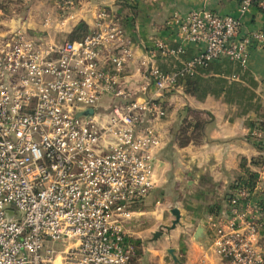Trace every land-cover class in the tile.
<instances>
[{
    "label": "built area",
    "instance_id": "1",
    "mask_svg": "<svg viewBox=\"0 0 264 264\" xmlns=\"http://www.w3.org/2000/svg\"><path fill=\"white\" fill-rule=\"evenodd\" d=\"M86 3L66 1L63 14L45 16L35 33L0 6V264H132L126 225L155 187L165 94L199 66L224 58L246 66L252 45H264L263 33H242L240 18L177 12L181 46L205 50L179 71H163L156 54L175 56L182 47L158 41L138 57L120 13ZM254 6L264 11V0H242L241 14ZM89 18L92 28L70 40ZM88 109L91 116L76 118ZM257 189L233 184L229 213L211 222L207 254L195 264H207L208 253L264 264Z\"/></svg>",
    "mask_w": 264,
    "mask_h": 264
},
{
    "label": "crops",
    "instance_id": "2",
    "mask_svg": "<svg viewBox=\"0 0 264 264\" xmlns=\"http://www.w3.org/2000/svg\"><path fill=\"white\" fill-rule=\"evenodd\" d=\"M76 1L88 2V6L107 3L118 11L137 45L138 57L153 50L158 41L175 49L182 47L173 24L177 12L210 9L240 18L244 35L264 34V11L254 6L241 14V0H136L133 11L120 5L121 0ZM90 20L82 21L84 33L92 28ZM22 21L29 24L26 17L15 19ZM28 28L31 33L43 30ZM182 49L170 57L156 54L154 66L179 71L187 60L203 53L205 45L188 43ZM141 77L135 74V79ZM186 79L181 88L165 94L167 115L155 125L163 133V143L153 153L155 187L135 207L126 225L127 238L136 247L132 264H195L201 260L207 245L195 241L194 234L200 225L208 234L212 221L228 215L232 186L245 174V165L257 175L259 190L254 200L262 207L264 225V150L259 148H264V45H252L246 66L228 58L199 66L190 78L195 87L192 92L185 87ZM187 123L202 127L197 138L188 135L191 138L183 144L180 135ZM189 129L193 132L195 127ZM260 243L264 248V227ZM169 248L177 250L180 263L167 253ZM207 264L230 263L208 253Z\"/></svg>",
    "mask_w": 264,
    "mask_h": 264
},
{
    "label": "rangeland",
    "instance_id": "3",
    "mask_svg": "<svg viewBox=\"0 0 264 264\" xmlns=\"http://www.w3.org/2000/svg\"><path fill=\"white\" fill-rule=\"evenodd\" d=\"M68 0H0L4 5L2 8L8 13L9 16L14 17L16 20L21 18H27L31 31H36L42 27V22L45 16H51L56 18L63 14L65 2ZM74 2L76 0H73ZM77 2V1H76ZM29 14V15H28ZM61 14V15H62ZM25 15H28L25 16ZM18 17V18H17ZM190 126L195 127L194 124L187 123L185 125V131L180 135L182 143L186 142L187 138H191L188 135H192V138H197L195 130L193 132L189 129ZM197 126V125H196ZM59 246V244H57Z\"/></svg>",
    "mask_w": 264,
    "mask_h": 264
},
{
    "label": "trees",
    "instance_id": "4",
    "mask_svg": "<svg viewBox=\"0 0 264 264\" xmlns=\"http://www.w3.org/2000/svg\"><path fill=\"white\" fill-rule=\"evenodd\" d=\"M121 4L120 5H123L124 7H125V9H130L131 11H133V10H135L136 9V7H137V2H136V0H134L133 2H130L129 0H121ZM241 2H242V0H241ZM4 4L3 3H1L0 2V6L2 7ZM85 33H84V30L83 29H78V28H75L74 30H73V32L70 34V36H69V39L70 40H77V39H79V38H81L83 35H84ZM186 89H187V91H193V89L195 88V87H193V85H191L190 84V78H188V79H186ZM200 127H202L201 125H200V123H198L197 124V126H195V134L200 130L199 128ZM190 139V138H189ZM187 141V140H186ZM188 142V141H187ZM186 142V143H187ZM183 144H185V142L183 143ZM260 149H262V150H264V148L263 147H259ZM255 164L256 165H258V163L257 162H255ZM260 164V163H259ZM244 173L247 175H243L237 182H236V184H240V183H244L245 181H248V183L250 184V185H253V187H256V173H254V172H252L250 169H248L247 168V165H245V168H244ZM244 177H247V179L244 181L243 179H244ZM263 206V205H262ZM136 248V247H135Z\"/></svg>",
    "mask_w": 264,
    "mask_h": 264
},
{
    "label": "water",
    "instance_id": "5",
    "mask_svg": "<svg viewBox=\"0 0 264 264\" xmlns=\"http://www.w3.org/2000/svg\"><path fill=\"white\" fill-rule=\"evenodd\" d=\"M84 27V23H79V25L77 26L78 29H82ZM93 114V110L92 109H88L84 112H81V113H78L76 118H78L79 116H91ZM175 213H178L177 210L174 211ZM7 215H8V218L10 219L13 215H14V212L12 210L8 211L7 212ZM161 233L158 232L155 234V237H158ZM194 239L195 241L199 242V243H202V244H206L208 242V235L207 233L205 232V228L203 227V225H200L195 234H194ZM167 253L171 256V258L173 259V261L175 263H180V260L177 256V250L175 248H169L167 250Z\"/></svg>",
    "mask_w": 264,
    "mask_h": 264
}]
</instances>
